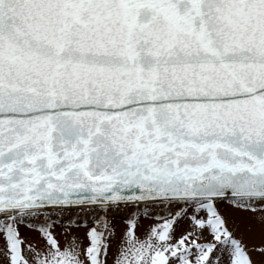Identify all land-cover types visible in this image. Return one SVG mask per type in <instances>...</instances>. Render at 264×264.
Masks as SVG:
<instances>
[{"label": "snow or ice", "instance_id": "6c2138e0", "mask_svg": "<svg viewBox=\"0 0 264 264\" xmlns=\"http://www.w3.org/2000/svg\"><path fill=\"white\" fill-rule=\"evenodd\" d=\"M0 264H264V0H0Z\"/></svg>", "mask_w": 264, "mask_h": 264}, {"label": "rangeland", "instance_id": "374dc122", "mask_svg": "<svg viewBox=\"0 0 264 264\" xmlns=\"http://www.w3.org/2000/svg\"><path fill=\"white\" fill-rule=\"evenodd\" d=\"M117 223H118V221H117Z\"/></svg>", "mask_w": 264, "mask_h": 264}]
</instances>
